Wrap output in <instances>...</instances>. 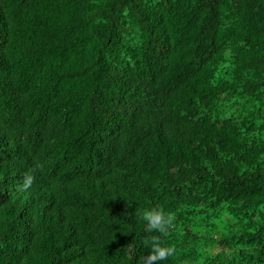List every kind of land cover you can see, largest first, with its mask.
<instances>
[{
    "label": "trees",
    "instance_id": "16d2710c",
    "mask_svg": "<svg viewBox=\"0 0 264 264\" xmlns=\"http://www.w3.org/2000/svg\"><path fill=\"white\" fill-rule=\"evenodd\" d=\"M153 236L264 264V0H0V264H143Z\"/></svg>",
    "mask_w": 264,
    "mask_h": 264
},
{
    "label": "clouds",
    "instance_id": "9594fccd",
    "mask_svg": "<svg viewBox=\"0 0 264 264\" xmlns=\"http://www.w3.org/2000/svg\"><path fill=\"white\" fill-rule=\"evenodd\" d=\"M35 177L32 174H26L21 188L27 190L33 186ZM142 219L147 224L149 232L166 233L167 229L174 221V215L171 212H165L159 207H148L140 212ZM149 253L143 257V264H160L169 257L174 256L175 250L171 245L164 244L159 236H153L149 245Z\"/></svg>",
    "mask_w": 264,
    "mask_h": 264
}]
</instances>
